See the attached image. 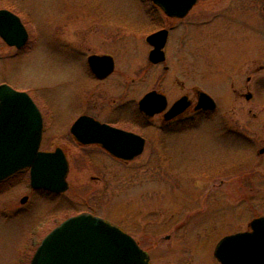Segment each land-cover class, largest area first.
I'll return each mask as SVG.
<instances>
[{
	"label": "rangeland",
	"instance_id": "obj_1",
	"mask_svg": "<svg viewBox=\"0 0 264 264\" xmlns=\"http://www.w3.org/2000/svg\"><path fill=\"white\" fill-rule=\"evenodd\" d=\"M258 2L264 4V0ZM146 7H149L147 0H0V8L17 13L29 31V40L21 49L7 44L0 36V84L7 82L30 93L45 112L49 126L42 148L64 146L70 165L69 188L56 195L32 191L28 169L0 182V264H17L18 257L28 264L52 228L82 211L121 225L150 253L152 264H221L214 255L221 236L229 231L247 230L254 217L264 215V154H259V149L264 147V93L257 85L264 77L261 69L264 23L250 29L247 40H224L221 54L212 53L210 58L203 52L213 50L214 38L209 43L196 42V50L192 44H185L181 54L171 57L172 67L166 74L161 64L154 65L146 59L145 38L162 22L160 16L156 18L160 22L150 21ZM93 24L105 28L104 50L111 46L108 31L118 29L119 42L113 46L119 54L116 74L104 84V90L116 98L137 99L151 87H163L169 96H177L183 88L199 86L207 77L204 74L215 70L222 57L235 55L240 48L248 57L244 68L251 79L235 75L233 87L237 90L229 87L222 93L221 88L226 86L224 80L222 85L205 83L215 94L212 96L218 106L210 116L204 113L200 119L213 121L217 127L206 128L202 122L197 130L190 127L176 134L184 139L174 145L177 146L173 149L175 156L167 162L158 158L157 153L148 155L149 150L157 151L150 147L146 154L130 162L113 159L101 150H95L94 158H90L87 149L70 133L51 136L53 127L48 110L54 128L64 133L73 119V110L80 109L85 101L90 79L81 51L66 53L56 41V33L69 30V34L81 36L82 25ZM114 24L121 26L113 27ZM200 87L204 89L201 84ZM245 91L253 95L247 99L241 94ZM130 115L124 114L122 119H130ZM221 124L226 128L218 127ZM230 128L242 131L245 136L242 146L246 147L247 166L243 174L238 171L196 182V150L200 146V154H212L211 151L230 154L227 147L230 139L218 138L222 130ZM196 131L210 132L217 138L196 142ZM155 132L152 135L161 136L160 131ZM230 136L235 140V135ZM220 144L225 148L219 147ZM168 150L171 152L170 147ZM196 184H199L200 198L197 206ZM25 195L28 199L22 202ZM199 209L201 215L196 216ZM200 216L204 224L216 227V232L207 238L196 236V231H205L196 225ZM172 219L180 225L178 228Z\"/></svg>",
	"mask_w": 264,
	"mask_h": 264
},
{
	"label": "water",
	"instance_id": "obj_2",
	"mask_svg": "<svg viewBox=\"0 0 264 264\" xmlns=\"http://www.w3.org/2000/svg\"><path fill=\"white\" fill-rule=\"evenodd\" d=\"M170 16H184L197 0H152ZM0 36L9 45L23 47L29 32L21 17L7 8H0ZM167 30L161 29L148 40L155 45L150 54L154 62L164 59L162 47ZM90 64L100 76L114 70V60L108 55H92ZM102 64V68L95 66ZM251 93L247 95L248 98ZM185 98L178 100L170 113L184 109ZM150 113L166 106V96L152 91L139 102ZM197 107L216 108V101L200 92ZM87 122H90L87 125ZM83 142H99L113 155L131 159L143 151L144 138L139 134L113 128L88 116L79 117L72 126ZM43 116L32 96L8 83L0 84V181L12 174L30 169L34 188L53 192L69 187V161L61 147L41 150ZM264 152V147L260 153ZM25 196L22 201H26ZM250 229L222 237L214 250L221 264H264V215L253 218ZM30 264H152L150 254L120 225L84 211L67 217L51 229L37 246Z\"/></svg>",
	"mask_w": 264,
	"mask_h": 264
},
{
	"label": "flooded vegetation",
	"instance_id": "obj_3",
	"mask_svg": "<svg viewBox=\"0 0 264 264\" xmlns=\"http://www.w3.org/2000/svg\"><path fill=\"white\" fill-rule=\"evenodd\" d=\"M257 1L258 0L256 1L255 0H197L194 6L188 11L186 15L178 17V16H170L166 14L159 5L154 3L152 0H147V5H149V7H146V12L149 16H151L150 21L155 22L157 20L156 18L160 16L162 22L158 28L150 31L147 34V37L145 38L148 47L146 59H148L149 62L154 65L161 64L167 74L172 67L170 61L171 57L172 56L177 57L179 54H181L180 53L181 48L184 47L185 44L186 45L192 44V46H194V49L196 50V42H201L205 40L206 43H209L211 39L214 38V42L216 43L213 50L210 51L206 50V52H203L210 55L209 56L210 58L212 53L213 54L215 52L220 53L222 51V42L224 40L227 39L238 40L241 38L247 40L249 30L253 29L254 27L259 28L264 23V17H263L264 4L263 3L259 4V2L257 3ZM120 26H121L120 24L113 25V27H118V28ZM82 28L84 29L83 30L84 33H81V36L77 34L71 35L69 34V30H65V33L61 34V32L64 30H59L56 33V41L59 42L61 47L65 49L66 53H71L72 51H78V50L81 51V57L84 60L86 70L88 72V76L90 79L88 83V87L86 88V91L88 92H85L86 93L85 101L80 105L81 107H83V109L80 111L81 107L79 106L80 109L75 108L73 110V119L64 133H60L54 128L52 114L50 110H48L49 112L48 115H50L51 125L53 127L52 128L53 133L51 136H56V135L64 136L67 132L70 133V136H72L73 139L80 146L87 149L86 153L90 158H94V155L96 153L95 150H101L105 155L113 159H117L122 162H130L140 157L144 153L146 154L145 152L146 149L150 147V149H155L157 151L152 152L149 150L148 155L157 153L158 158H161L162 160H165L167 162V160H170L171 157L175 156L173 149H175L177 146L174 145H178V141L184 139V137L181 138L180 136H176V134L181 133L186 129H189L190 127H196L197 130L202 122L205 123L206 128L213 126L217 127L216 125H213L214 124L213 121H209V120L202 121V119H200L201 116H204V113L210 116L212 114V111L215 110L218 106L216 99L212 96L215 94H213L212 91L208 87H206L207 85L205 83L208 84L218 83L222 85V81L224 80L226 86L221 88L222 90L221 93H222L227 89H230L229 87H232V89H236L233 87L235 81L234 79L235 75H240V76L245 75V78L248 81L251 79V77L247 74V68H244V65L248 60V57L246 53H243V49L240 48V50L237 51L238 52L237 54L232 56L222 57L217 62L215 70L213 71L210 70L209 73L204 74L205 76H207L205 77V79L201 80L200 78V80L203 82L201 83L199 82V83L202 86H204V89L200 87V84L199 86L193 85L191 89L183 88L182 92L177 96H173V95L169 96V94L165 91V89H163V87H151L142 96H140L137 99L135 98L130 99L125 97L124 99L116 98L114 97V95H112L113 93L108 94L107 91L104 90V84L116 74V65L119 59L118 58L119 54L118 51L115 50V48L113 49V46L119 42L120 36L116 33L118 29H111L108 31L111 34H108L107 40L111 46L108 49L104 50L103 49V43L105 41L103 34V31L105 29L104 26L99 24H93V25H82ZM161 29L167 30L166 41L162 47V51L164 52V59L158 62H154L150 58V54L152 50L155 48V45L148 40V36ZM78 43H80V45H78ZM92 55L111 56L112 59L114 60V70L111 73H109L107 76H100L94 70L93 66L89 62L90 56ZM102 67H103L102 64H98L95 66L96 69ZM261 69L264 70V65L262 66ZM163 77L165 78L166 76L163 75ZM217 77L218 79L216 81L215 78ZM177 80L179 79L177 78ZM257 85L261 87L262 89L261 93L263 94L264 77H262V79H260V81L257 82ZM247 90H248V85H247ZM152 91H156L166 96V106L163 108V110L155 111L154 113H150L144 109H141L139 104L140 100L147 93ZM201 91L206 92L207 94H209L211 97L214 98V100L216 101L215 109L197 107ZM249 93H251V91L241 92V94H244L246 97ZM182 98H185V101H187L188 104L186 103L184 109L181 110L180 112L174 114H172V112L170 113L173 105ZM76 111H79V114H77V116L75 115ZM41 112L43 116V133H42L40 149L53 151L57 147H61L69 161L68 152L64 146L58 145L55 146L53 149L42 148L44 136L46 131H48L49 126H47V118L45 112L43 110H41ZM103 113H105V116H103ZM130 113H131V115L129 116L130 119H124V118L122 119V117H125L124 114L129 115ZM81 116H88L93 118L94 120L107 124L113 128H118L127 132L139 134L144 138L143 151L131 159H125L113 155L108 149H106L99 142L80 141L73 133L72 126L75 123V121ZM89 124L90 122H87V125ZM218 127L224 128L225 126L221 124ZM232 130L233 129L231 128L230 130H222V135L218 137V138L226 137L230 139L229 142L230 145L227 146L231 150L230 154L226 155L222 153H214L212 151H211L212 154L203 153V152L200 154L199 153L200 146L198 147V149L196 150V165H197L196 175H195L196 182H199L200 180L206 179L211 176L232 175V173L234 172L237 173L238 171H240V173L243 174L247 166V162H246L247 160L245 159L244 156L246 152L245 150L246 147L242 146L244 145L243 139H245V136L243 135L242 131H234V130L232 131ZM155 131L157 132L160 131L161 136L152 135ZM209 133L210 132L201 133L200 131H196V136H195L196 138L194 139L198 140L196 142H201L202 140L209 139L208 141H211V139L217 138L211 136ZM230 135H235L234 136L235 140ZM197 145L198 144L196 143V147ZM169 147L171 148V152H169L168 150ZM219 147L225 148V146H223L222 144H220ZM239 149L242 151V153L241 151L240 153L237 152H235V154L232 153L233 150L237 151ZM260 149H259V154L263 155L264 152L260 153ZM220 183L223 184L225 182L222 179ZM30 187L34 192L45 191V193L51 195H56L65 192L67 190L66 189L65 191H61L57 193L42 188H34L31 186V184ZM197 187L199 188V184H196V206L200 203L199 194L197 193V189H198ZM25 196H23L22 199ZM26 201H22V202H26ZM21 209L22 207L19 208L18 211ZM201 212L202 211H200V209L196 210V216L201 215ZM203 213H206V211H203ZM134 216L135 218H137L138 215L135 214ZM201 218L202 217L200 216V218L196 220V225L199 224L201 230H205V231H203V233L202 232L199 233L198 231H196V236L202 235V237L207 238V236L209 235L211 236V234L216 232L215 231L216 227L212 226L210 223L209 226L208 223L207 225L204 224L205 222L201 221L202 220ZM172 220L173 222L175 221L174 219ZM178 226L180 225H177V227L173 225L171 229L174 230V227L178 228ZM206 229L208 230L207 233H206ZM238 231H242V230L226 232L221 236V238L224 237L225 235ZM169 236L170 235H168V238ZM18 259L19 262H17V264H25L23 258L18 257Z\"/></svg>",
	"mask_w": 264,
	"mask_h": 264
}]
</instances>
